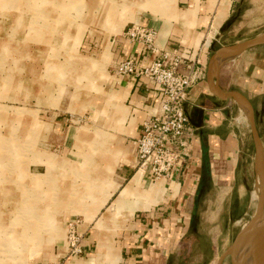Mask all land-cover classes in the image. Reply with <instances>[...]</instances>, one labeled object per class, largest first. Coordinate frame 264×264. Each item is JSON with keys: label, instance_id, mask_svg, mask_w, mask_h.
Returning <instances> with one entry per match:
<instances>
[{"label": "crops", "instance_id": "obj_1", "mask_svg": "<svg viewBox=\"0 0 264 264\" xmlns=\"http://www.w3.org/2000/svg\"><path fill=\"white\" fill-rule=\"evenodd\" d=\"M243 1L0 0L2 75L6 65L16 66L11 79H0V137L31 146L23 171L40 177L19 187L29 190L28 201L34 200L28 202L34 205L30 208L53 215L62 235L45 236L28 264H178L184 241L198 234L197 224L249 222L254 191L242 173L252 160L247 117L234 101L212 94L207 76L211 45L227 33ZM134 24L155 30L159 50L201 47L204 79L185 104L193 134L190 156L171 181L151 183L135 172V139L144 120L157 111L161 92L144 77L115 73L117 64L128 58L142 64L154 58L141 56L140 47L125 36ZM19 49L26 56L20 51L11 55ZM52 49L63 51L62 56L55 57ZM34 50H40L37 58L30 55ZM35 62L42 72L19 77V65ZM41 79L45 82L38 84ZM215 81L221 91L249 100L260 134L264 45L224 62ZM18 110L22 115L16 116ZM38 152L45 155L35 162ZM4 184L0 223L7 224L17 202L5 197L18 191L14 184L11 189ZM43 185L48 190L37 189ZM204 208L224 209V220H202ZM74 219L80 221V232L90 228L79 257L68 256L64 242L66 225ZM209 228L216 232V242L228 230Z\"/></svg>", "mask_w": 264, "mask_h": 264}, {"label": "rangeland", "instance_id": "obj_2", "mask_svg": "<svg viewBox=\"0 0 264 264\" xmlns=\"http://www.w3.org/2000/svg\"><path fill=\"white\" fill-rule=\"evenodd\" d=\"M235 14L236 15L232 19L231 25L227 28V33L221 38V40H219L218 43H216L215 45H211L212 49L210 48V56L212 54V50L217 49L220 45L230 46L233 45V43H235L236 41L240 43L264 32V0H245L243 1L239 12ZM19 51L20 54L24 52L21 49L11 50L10 52L11 55L13 54V56H17L20 55ZM38 51L40 50H34L30 55L37 58V56H40V54H38ZM62 52L63 51L59 49L51 50V54H53L55 57L62 56ZM26 54L27 53H22L21 55L26 56ZM54 61H56V59H54ZM15 67L16 66L13 65H6V71L4 72V75H2L1 69L5 68V66L0 65V79L2 76L11 79V77H13L12 70ZM18 67L20 69L19 77H25V79H27L28 74L33 72L34 70H37L38 72L43 71V66L38 65L37 62L31 65L21 64ZM13 73H15V71ZM15 77L17 78L18 76ZM44 82V79H41L38 81V84H43ZM50 85L49 86L52 89L56 88V84L51 83ZM22 112V110H18V112H16V116L22 115ZM248 137L252 160L250 161V165H248L246 169L244 167L242 168V173H244V175L246 176V180L244 179V181L247 182L248 188L251 191H254L253 210L250 215V217H253L258 202V190L256 189V186H254V184L256 185V183H258L259 177L256 175L254 165V149L250 132ZM260 139L264 150V130L262 127L260 132ZM30 147L22 146L21 144L17 145L13 142V140H8L6 138L0 137V186L6 183L2 187L11 189L12 183L16 186V190L18 191V193L13 194L10 190L9 192H7L6 197L4 196L7 199H9L10 197L15 199L17 202V208H15V215L7 224L0 223V264H28L29 258L37 253L35 246L41 244L45 236H48L50 239H55L56 237L62 236L61 229L58 227V224L56 223L53 215L44 214L45 212L39 209L38 206L35 208H30L29 205H34L33 203L28 204V202L31 203L34 200L28 201L30 193L27 191L29 190L24 188L25 190H27L25 191L22 190V187H19L20 184L22 186L28 185L30 182H32V179L40 177V175L29 177L27 173L23 171L22 161L26 156L25 152L29 151ZM33 155V159L36 162V160H38V156L43 157L45 154L38 152ZM72 169H75V167H71V170ZM31 172H36V170L32 167ZM44 185L46 186V184ZM44 185L37 189L45 190L46 187H44ZM1 195L3 196V194H0V198L2 197ZM205 204H207V202ZM201 211L202 220L211 222H221L224 220L222 215L224 213V209L204 208ZM208 226L199 224L196 225V232H198V234L193 240L192 238H189V241H184V247L180 251L178 264H217L219 257L228 249L229 245L232 243L239 230L244 227L242 225L209 226L214 229H227L224 227H228V230L220 235L221 240L216 242L214 240L216 232H211ZM36 229H38L39 231ZM228 231L231 232L230 236L228 234ZM205 232H210L207 235L208 239L209 237L212 238L210 239V241L208 239H205ZM89 234L90 228H87V230H85L84 232V239L88 238ZM188 243H190V248L187 247ZM213 244L216 245L214 247L218 246V249H213ZM188 250H190L189 255ZM216 250L217 254H215ZM33 259L31 263L33 262ZM222 264H230L229 258H225Z\"/></svg>", "mask_w": 264, "mask_h": 264}, {"label": "built area", "instance_id": "obj_3", "mask_svg": "<svg viewBox=\"0 0 264 264\" xmlns=\"http://www.w3.org/2000/svg\"><path fill=\"white\" fill-rule=\"evenodd\" d=\"M125 36L140 47V55L154 56L146 64L137 58H128L116 66V75L144 77L160 89L161 100L157 111L142 123L135 139L136 173L151 183L174 180L190 156L192 127L185 111L189 92L202 79L205 72L197 50L170 47L159 50L155 46L156 32L149 27L132 25ZM80 221L70 220L65 228V244L69 256L84 254V233Z\"/></svg>", "mask_w": 264, "mask_h": 264}, {"label": "water", "instance_id": "obj_4", "mask_svg": "<svg viewBox=\"0 0 264 264\" xmlns=\"http://www.w3.org/2000/svg\"><path fill=\"white\" fill-rule=\"evenodd\" d=\"M260 45H264V32L240 43L216 49L211 54L207 67L208 82L212 94L224 101L229 99L234 101L241 107L247 117L254 149V165L256 175L259 177V181L255 185L258 190V202L255 214L249 222L239 230L228 249L219 257L218 264H222L223 260L227 257L230 260V264H238L237 253L241 243L245 241L249 235L264 231V150L257 130L254 110L245 96L237 92H223L219 89L215 81L217 71L224 62L234 59L242 53ZM260 220H262L263 223L257 226Z\"/></svg>", "mask_w": 264, "mask_h": 264}, {"label": "bare ground", "instance_id": "obj_5", "mask_svg": "<svg viewBox=\"0 0 264 264\" xmlns=\"http://www.w3.org/2000/svg\"><path fill=\"white\" fill-rule=\"evenodd\" d=\"M262 223V220H260L257 223V226H260V224L262 225ZM237 258L239 261L238 264H264V231L249 235L247 239L241 243L238 249Z\"/></svg>", "mask_w": 264, "mask_h": 264}, {"label": "trees", "instance_id": "obj_6", "mask_svg": "<svg viewBox=\"0 0 264 264\" xmlns=\"http://www.w3.org/2000/svg\"><path fill=\"white\" fill-rule=\"evenodd\" d=\"M215 50L212 51V53L214 52ZM254 116H255V122H256V113L254 112ZM260 136V134H259Z\"/></svg>", "mask_w": 264, "mask_h": 264}]
</instances>
